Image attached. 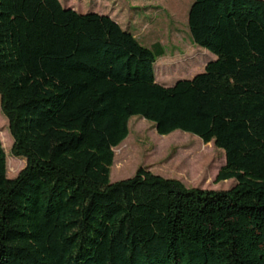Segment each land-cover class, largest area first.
Segmentation results:
<instances>
[{"label": "trees", "instance_id": "16d2710c", "mask_svg": "<svg viewBox=\"0 0 264 264\" xmlns=\"http://www.w3.org/2000/svg\"><path fill=\"white\" fill-rule=\"evenodd\" d=\"M189 29L216 60L167 87L161 46L109 15L0 0L1 107L27 162L10 180L0 138V264H264V0H195ZM136 117L214 142L216 183L236 186L144 168L112 184Z\"/></svg>", "mask_w": 264, "mask_h": 264}, {"label": "rangeland", "instance_id": "374dc122", "mask_svg": "<svg viewBox=\"0 0 264 264\" xmlns=\"http://www.w3.org/2000/svg\"><path fill=\"white\" fill-rule=\"evenodd\" d=\"M81 14L91 12L111 16L132 33L139 43L157 54L165 51L155 65L157 82L172 87L204 72L216 56L197 46L189 29V13L195 0H60ZM127 140L114 150L111 183L133 178L140 168L157 176L181 181L189 189L229 191L237 184L231 180L216 183L226 164L224 151L214 142L204 144L193 135L175 132L160 136L155 126L136 117L129 125ZM0 138L7 155V176L15 179L27 166L13 155L14 140L9 122L2 112L0 98Z\"/></svg>", "mask_w": 264, "mask_h": 264}, {"label": "crops", "instance_id": "0c3cea01", "mask_svg": "<svg viewBox=\"0 0 264 264\" xmlns=\"http://www.w3.org/2000/svg\"><path fill=\"white\" fill-rule=\"evenodd\" d=\"M66 8H71V7H66ZM73 9V8H72ZM75 10V9H74ZM105 15V14H104ZM111 17V16H110ZM112 18V17H111ZM118 23V22H117ZM119 24V23H118Z\"/></svg>", "mask_w": 264, "mask_h": 264}]
</instances>
